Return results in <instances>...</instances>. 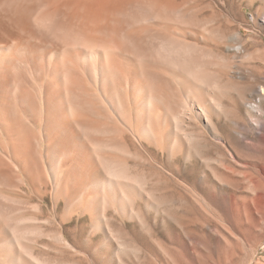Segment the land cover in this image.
<instances>
[{"label":"bare ground","instance_id":"bare-ground-1","mask_svg":"<svg viewBox=\"0 0 264 264\" xmlns=\"http://www.w3.org/2000/svg\"><path fill=\"white\" fill-rule=\"evenodd\" d=\"M197 1L0 0V264H81L43 258L27 244L45 237L57 256L80 257L85 222L86 243L101 235L108 264L147 263L148 250L110 212L135 221L170 264H207L213 232L201 217L196 230L181 224L176 210L192 198L161 191V170L130 166L141 146L165 156L175 173L187 171L177 163L202 166L211 199L230 215L250 222L264 211V0ZM229 6L237 25L224 30L216 13ZM243 26L254 33L243 35ZM130 144L140 145L137 153ZM16 178L38 187L44 205L52 199L55 213L66 211L58 230L27 226L35 219L23 212L34 203L11 197ZM145 213L179 225L174 248L157 243Z\"/></svg>","mask_w":264,"mask_h":264},{"label":"rangeland","instance_id":"rangeland-1","mask_svg":"<svg viewBox=\"0 0 264 264\" xmlns=\"http://www.w3.org/2000/svg\"><path fill=\"white\" fill-rule=\"evenodd\" d=\"M199 1H197V2L199 3ZM209 1L211 2V4H213V5L215 4L216 6H218V4L220 3V0H216L214 2L212 0H203V4L205 2L204 5L207 6V5H209L208 4ZM201 2H202V0H201ZM203 4L201 3L200 5H203ZM211 4H210V6H211ZM194 5H197V4L194 3ZM227 9H228L229 12L227 11ZM227 9L226 10H222V9L219 10V12H222V14L219 13V12H218L219 14L216 13V16H217L216 18H217V20L219 19L218 21L216 20V22L218 23L217 25H219V23L222 21L219 26L224 28V30H228L229 28L234 29L236 27L234 25H237V23H233V22H235V21H233L234 19L230 20L231 19L230 17L233 18V15L236 16V11L234 9L232 10V8L230 6ZM208 10H210V11H208ZM206 11H205L206 12L205 16H209L210 13H212L211 9L207 8ZM232 11H234L233 14H232ZM225 13H227L228 17L230 16L229 17L230 19L227 17V15ZM245 13H246L247 18L249 20H252L253 11L251 9L247 8V9H245ZM207 14H209V15H207ZM224 16H226V17H224ZM220 19H221V21H220ZM225 25H226V27L228 26L229 28L227 27L228 28L227 29L225 27ZM232 26H234V27H232ZM241 31H242L243 35H246V36H249L250 34L254 33V30H252L250 27H247V26H243L241 28ZM190 41L199 43L198 39H194V38H192V39L190 38ZM205 43H207V42L203 41V43H200V44L202 46H207V47L211 46L209 43H207V45ZM217 49H219L220 51H223V49H221V48H217ZM226 54H227V57H229L230 55L233 56L234 53H230V54L225 53V55ZM246 54H252V53H246ZM251 71H254V70L252 69ZM248 75L250 76V74H248ZM258 132L256 131V133H258ZM130 145H131V148H132V150L134 152H136L140 148V145H137V146L135 145L136 147L134 146V144H130ZM142 149H143V151H142ZM144 149H147V148H145V147L142 148V146H141V148L139 149L138 153H139V155L141 153V156L143 154V157L146 158V160H144L143 157H142L143 159L142 158H140V159L130 158L129 159L130 166L133 167V168L135 167L134 169H137V170L140 168L141 170L145 169L147 172L148 171L149 172L152 171V173L157 171L156 173H159V174H160V170H161V175L162 176L164 175L163 179H164V182H165V184L163 183V186H161L162 184L159 185V188L161 187L160 188L161 191H164V192H166L168 194L170 193V195H172V196L174 194V196L176 195V197H184V199H186V201H188L189 199L192 198L191 201L189 200L191 203L186 204V207H183V208H180V209L176 210V215L181 219V222H182L181 224H183V226L185 225L187 227V228L185 227L186 229L191 228V230L192 229L196 230L197 229L196 228L197 227L196 221L198 219H200V217H201L202 220H200V221H202L203 224L205 223L204 225L207 227L208 232H210V233H211V231L213 232L211 235H209V238H208V262H207V264H264V211H262L261 213H256L255 216L250 218V222H248L247 219L244 218V217L236 216L237 214L230 215V213L227 212L226 207L222 205V201H220V200L217 201V200H212L211 199V196L209 195V189L212 186V184H211V181L208 180V178L205 179V181H204V179H203L204 169L202 168V166H200L199 164L194 162V163H191L192 165L188 164V166H186V168H184V166L180 165V163H177L178 164L177 166L180 167L181 171H183V170H187V171L185 173H184V171L182 173L181 172L175 173V170L173 168H175L176 165L174 166V164H170L167 161L165 156H163L162 154H158L153 149L152 150L151 149H147V150H145L147 152V156H148L147 157L146 153H144L145 152ZM216 149H217V147L212 150L215 154H216L217 150L220 151L219 149H217V150ZM148 151L149 152L152 151V152L149 153ZM213 152H211L212 155H214ZM150 154L152 156H150ZM153 156L155 157V159H153ZM147 159H148V161H147ZM151 160H153V161H151ZM154 160H155V163L158 164V165H155ZM135 161H136V163H135ZM138 161L139 162L141 161L140 162L141 164H138L139 163ZM150 161L153 162V163H150ZM241 161H244V157H243V160L241 158ZM41 164L44 166L43 163H41ZM144 164H146V165L143 166ZM150 165L151 166L155 165V167L158 166V167H156L157 170L153 166H152L153 168L150 167ZM146 166H149V167L145 168ZM163 166H164V168H163ZM137 167H139V168H137ZM237 167L238 168H240V167L242 168V166H239V165ZM237 167H236V170L240 171V172H245V171L249 172L251 170V169L250 170H245L244 169L245 170L244 171L243 168L241 170V169H238ZM43 168L44 167L38 168V171L40 172L41 170H44ZM162 170H164V171H162ZM168 170L171 172L170 173L171 176H168V174H169ZM42 172H44V171H42ZM42 172H41V175H43ZM173 173H175V174H173ZM165 174L168 176V179L166 178L167 176L165 177ZM172 174H173V176L175 175V177H177L175 179V181L172 178L173 177ZM180 174H181V176H180ZM25 177H26L25 175H21V178L26 179ZM165 179H167V180H165ZM177 180H179L181 182H179V181L176 182ZM16 181H17L16 182L17 184L20 183V185H21L22 182L21 181L19 182V178H16ZM42 181L44 182L45 180H42ZM197 181H198V184H197ZM17 184H16V186L14 185L13 188L11 187V194L12 195L9 194V192H5V193L11 195V197L13 199H15V200L25 201L24 203H26L27 205H28V203L29 204L34 203L33 206H32V204H31V206L28 205V210L24 211L23 215L26 214L24 216L28 217V218H30V216H32L31 218L35 219L37 222L35 220H32L34 222L32 223V221H30V223H28L27 226H29L31 228H38L41 225V224H39V222L42 223V221H43V224L39 228L42 229V230L45 228L44 231L46 230L45 231L46 233H51V232H55L56 230H58L59 229L58 226H60V224H59L60 223V218L62 216H64V215H66V213H65L66 211L64 209H62L58 213H55L53 211L52 199H50L48 204L44 205L43 202L41 201L40 196H39L40 194H37V193H40V192H38V189H36L38 187L35 188L34 186L27 185L25 183H24L25 185L22 183L24 186L23 185L20 186V185H17ZM183 185H185V186H183ZM197 185H198V187L200 189L195 187ZM206 185H207L208 189L206 188ZM30 186H31V188H30ZM203 186H204V188H202ZM23 187H24V189H23ZM194 187H195V189L197 188L198 191H197V189L196 190L195 189L192 190ZM205 188L207 189V191H206ZM201 189L203 191H201ZM5 190L6 191L7 190L10 191V188H8V189L5 188ZM35 190H37V191H35ZM3 191H4V189H3ZM191 191L193 192V194H192ZM199 191H200L201 197L199 196L200 194L198 195ZM33 192H34L35 196H34ZM190 192H191V194H190ZM201 192L202 193L205 192V194H203V198H202V193ZM31 194H33V195H31ZM21 195H23V196H21ZM186 196L190 197V198L188 199ZM204 196H205L206 199H204ZM27 197H29V198H27ZM196 198H199L200 201H202V202L206 200V202H203V203L202 202H198L199 199H196ZM29 200H30V202H29ZM192 201H193V203H192ZM263 203H264V201H263ZM199 204H200V206H198ZM36 205H40V207L42 208L41 210L43 212H41L40 210H36L35 209ZM188 205H189V207H188ZM32 207H34V208H32ZM33 211H36L35 214H33L34 213ZM39 212H41V214L43 213V215L39 214ZM62 212H64L65 214L63 215ZM110 213H109L110 218L113 219V217H114L113 225H116L115 227H117V228H120L122 226L123 229L126 232H128L130 235H132V237H134L139 243L142 244L144 249L146 248L145 249L146 252L148 250V254L149 253L151 254V256L148 255L147 253L143 255V257H142L143 260L142 261H144V262L146 261L147 262L145 264H149L150 262H151V264H152V262H153V264H156V263L157 264H162V263L170 264L169 261H167V258H165V256H163V253L159 249L158 245L155 246L154 243H152V240H150L144 233H142L140 231V229L137 226V224L135 223V221H131V220L127 219V218L126 219L125 218L124 219L123 218H119L118 219L115 216H113L112 213L111 214ZM37 214H39V215H37ZM145 214H147V215H145V217L149 215V217L148 218L146 217V219H147V221L149 220L148 221L149 227L152 226V230L154 231V233H153L154 235L153 236H154V239L156 238L157 243L158 244L160 243V244L166 246L167 248H168V246L169 247L171 246V248H174L176 246L174 244L175 243L174 242L175 241L174 237H176V235L179 234V231H180L179 225L177 224L176 226H174V222H172V221L170 222V220H168V222H167V220L164 219L163 217H162L163 218V220H162V218L160 216H157V215H155L153 213H145ZM35 215L37 216V218H39L40 221H38V219L35 218L36 217ZM57 215L58 216L60 215V217H57ZM38 216H40V217H38ZM52 217H53V219L56 222L54 220L53 221L52 220H47V225H46V221L44 222V220L52 219ZM204 217L207 220H205ZM194 218H196L195 219L196 221L194 220ZM49 223H51V225ZM53 223H54V225H53ZM86 223L88 224V222L80 224L82 226V227H80L81 228L80 230H82V234H80V236H78V240H77V242H78L77 245L79 247V250L81 249L80 251L84 254V255L82 254L80 257H76V258L73 257L72 258V256L68 255L69 256V258H68L67 254H66V256H67L66 258H63L65 256V254H64L63 257H62V255H59L61 257L57 256L58 254H56V252L54 253V251H53L57 245L53 241H51L49 238L45 239V237H42V239L40 237L35 242H31V243L29 242L30 245L29 244H27V245L29 247L33 248L36 251L37 254L39 253L38 254L39 256L42 255L41 257H43V258L48 257L49 259H52V260H56V259L57 260H63V259L64 260H68L71 257L70 261L75 259V260L80 261V262H83V260H84V262H85V259H86V261L88 259L89 261H87V264H108L109 263V259H108L107 255L105 253H103L100 250V248H99V246L101 244V241H102V236L101 235H97V237L95 239L92 238V241L94 240L92 242V244H87L86 243V239H87V236H88V229L86 227L87 226ZM168 223H170V224L168 225ZM55 224H57L56 225L57 227H55ZM188 224H190V225H188ZM194 224L196 225V227H195ZM233 224H235V226L237 228L236 227L232 228ZM48 225H50V226H48ZM169 226H171V227H169ZM173 226H174V228H172ZM209 227H211V228H209ZM84 228H85V230H84ZM188 230H190V229H188ZM49 231H51V232H49ZM214 231L218 232V235H216L214 233ZM172 235H175L173 237L174 240L170 239V237L172 238ZM170 241H172V242H170ZM33 243L36 245V247H35V245ZM80 243H82V244H80ZM172 243H173V245H172ZM37 244L38 245L41 244V246L40 245L38 246ZM45 245L48 246L47 247L48 249H46ZM37 247H39V248H37ZM50 250H51V252H50ZM83 250H84V252H83ZM86 251L89 252V253H85ZM49 253H51L55 257H53ZM153 257L155 259L152 261L151 258L153 259ZM144 258L148 259L149 261L146 260V259L144 260ZM127 260L129 261V264H131V263L132 264H134V263L138 264L137 261H135V260H133L131 258H128ZM154 261L156 263H154ZM84 262L81 263V264H84ZM85 264H86V262H85Z\"/></svg>","mask_w":264,"mask_h":264}]
</instances>
